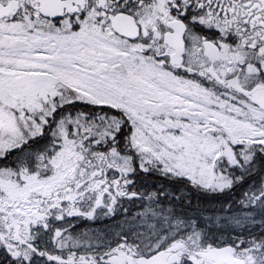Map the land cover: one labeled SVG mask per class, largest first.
<instances>
[{
  "label": "snow or ice",
  "instance_id": "obj_1",
  "mask_svg": "<svg viewBox=\"0 0 264 264\" xmlns=\"http://www.w3.org/2000/svg\"><path fill=\"white\" fill-rule=\"evenodd\" d=\"M0 264H264V0H0Z\"/></svg>",
  "mask_w": 264,
  "mask_h": 264
}]
</instances>
